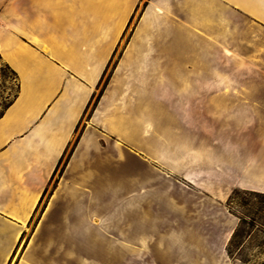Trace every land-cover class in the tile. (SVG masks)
Listing matches in <instances>:
<instances>
[{
    "label": "crops",
    "instance_id": "0c3cea01",
    "mask_svg": "<svg viewBox=\"0 0 264 264\" xmlns=\"http://www.w3.org/2000/svg\"><path fill=\"white\" fill-rule=\"evenodd\" d=\"M0 59L17 83L0 110V264L25 235L14 264H250L226 251V201L264 192V0H0ZM109 150L135 162L112 195L94 167Z\"/></svg>",
    "mask_w": 264,
    "mask_h": 264
},
{
    "label": "rangeland",
    "instance_id": "374dc122",
    "mask_svg": "<svg viewBox=\"0 0 264 264\" xmlns=\"http://www.w3.org/2000/svg\"><path fill=\"white\" fill-rule=\"evenodd\" d=\"M136 16V15H135ZM135 18H133L134 21ZM132 24V21H131ZM131 25H129V29H130ZM128 29H127V33H128ZM116 55L113 57V59L111 60V62L109 63L105 74L103 75L101 81L99 82L97 89L91 99V102L83 116V120L81 121V124L78 126L77 131L75 133V136L78 134V132L80 131L82 124L84 122V119L87 117L88 112L90 111L91 107L93 106V104L95 103V100L97 99L98 94L101 92L103 85L105 84L108 75L111 71V68L114 64V61L116 59ZM17 83H16V79L14 77V75L9 71V69L5 66V64L3 63V61L0 59V110L7 104V102L11 99V97L16 93V89H17ZM73 142H71V144L69 145V147L67 148V150L65 151L61 161L59 162V165L47 187V190L45 191L43 198L39 204V207L35 213V215L33 216V219L30 222L29 225V229L31 228V226L33 225V223L35 222L39 211L41 210V208L43 207L47 196L49 194V192L51 191L53 185L55 184V180L58 177V175L60 174L64 162L69 154V151L72 147ZM133 156L131 154H127L125 161H113L114 158V152L112 150H109V152L106 154V158L105 161H103L101 164L100 163H94V167L96 168V170L100 171L99 173L102 174V177H104L105 182H109V186H110V191H111V195L114 194L113 191V183L114 181H116V179H118V174L120 173L122 178H123V174H124V178H126L127 173H133L134 172V160L132 158ZM84 161L82 162H75V166L73 168V171H75L76 169H79L80 166L84 165ZM123 170V172H122ZM120 171V172H117ZM106 184H104V187H108ZM158 188H161V185L158 186ZM238 194L231 200V202L229 203V208L228 210L230 212L235 213L236 217H245V222L240 224V226L238 227L237 230V234L236 236L233 238L232 240V251L233 254L235 256L238 257H242L245 259H248L250 264H264V233L263 231H260L259 228H257V226H253L251 229L248 226V221L249 218L247 217V214H249V211L252 208H256V209H262L264 207V200L258 198V197H253L250 194H245L243 193L241 190L243 189H239ZM246 190V189H245ZM117 195V194H116ZM65 198V197H63ZM245 203V204H244ZM247 203V204H246ZM67 204V202H64L63 205ZM80 204V203H79ZM83 204H85V202H83ZM102 206H104V208H108L110 209V211H114V209L117 210L118 208V203L115 202L114 199H109L108 203L105 202H101L100 203ZM87 205H90V203H87ZM169 203L164 201H159L156 204H147V210L148 211H152V212H158V211H163V210H167L169 208ZM117 206V207H116ZM126 210L129 211H133L134 210V202L133 201H127L126 202ZM232 213V214H233ZM234 215V214H233ZM246 215V216H245ZM250 215V214H249ZM257 216L259 218L257 219V222H262L264 224V209L263 210H258L257 212ZM237 217V220H239ZM239 222V221H237ZM250 229V230H249ZM262 230H264V228H262ZM247 231H249V234L247 233ZM26 235L23 237L22 241H21V245H19V248L17 249V251L15 252L12 260L10 261L9 264H14L15 259L19 253V250L24 242ZM230 238V237H229ZM240 260V259H239Z\"/></svg>",
    "mask_w": 264,
    "mask_h": 264
},
{
    "label": "trees",
    "instance_id": "16d2710c",
    "mask_svg": "<svg viewBox=\"0 0 264 264\" xmlns=\"http://www.w3.org/2000/svg\"><path fill=\"white\" fill-rule=\"evenodd\" d=\"M6 66V65H5ZM7 67V66H6ZM243 193H245V194H250V195H252L253 197H258V198H260V199H262V200H264V192H258V191H253V190H245V189H243V190H241ZM238 192H239V190H238V188H235V189H233L232 190V192L230 193V195H229V197H228V199H227V201H226V205L228 206V208H229V203L231 202V200L238 194ZM245 204V203H244ZM247 204V203H246ZM264 209V207L262 208V209H256V208H252L250 211H249V214H247V217L249 218V221H248V226H249V228L251 229L253 226H257V228H259V230L260 231H263V233H264V230H262V228H264V224L262 223V222H257V219L256 218H259L258 216H257V212H258V210H263ZM231 213H233V212H231ZM234 215H236L235 213H233ZM246 216V215H245ZM238 217V216H237ZM238 221L239 222H237V224H236V226H235V228L233 229V231H232V233H231V235H230V238L228 239V242H227V246H226V251H227V253L229 254V256H231V257H235V258H238V259H240L241 261H243V262H245V263H248L249 262V260L248 259H245V258H242V257H238V256H235L234 254H233V251H232V248H231V246H232V240H233V238L236 236V234H237V230H238V227L240 226V224H242V223H244L245 222V217H238ZM249 229V230H250ZM247 233L249 234V231H247Z\"/></svg>",
    "mask_w": 264,
    "mask_h": 264
}]
</instances>
